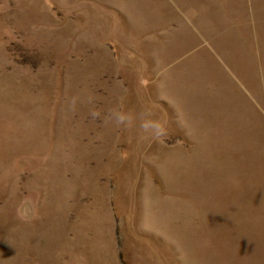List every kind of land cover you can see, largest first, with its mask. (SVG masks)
Wrapping results in <instances>:
<instances>
[{
    "label": "rangeland",
    "instance_id": "obj_1",
    "mask_svg": "<svg viewBox=\"0 0 264 264\" xmlns=\"http://www.w3.org/2000/svg\"><path fill=\"white\" fill-rule=\"evenodd\" d=\"M0 264H264V0H0Z\"/></svg>",
    "mask_w": 264,
    "mask_h": 264
},
{
    "label": "clouds",
    "instance_id": "obj_2",
    "mask_svg": "<svg viewBox=\"0 0 264 264\" xmlns=\"http://www.w3.org/2000/svg\"><path fill=\"white\" fill-rule=\"evenodd\" d=\"M95 115L97 114L93 113V116ZM131 123H132V118L127 114L124 113L116 114V124L118 126L122 124L130 125ZM140 127L144 132L150 133L157 138L166 134V130L164 126L159 121L148 118V114L142 115Z\"/></svg>",
    "mask_w": 264,
    "mask_h": 264
}]
</instances>
